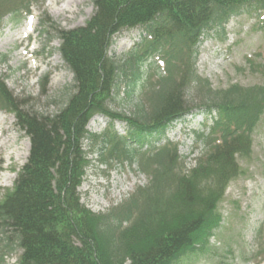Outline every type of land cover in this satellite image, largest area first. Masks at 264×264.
<instances>
[{"label":"trees","instance_id":"obj_1","mask_svg":"<svg viewBox=\"0 0 264 264\" xmlns=\"http://www.w3.org/2000/svg\"><path fill=\"white\" fill-rule=\"evenodd\" d=\"M33 1L43 0H0V23L29 14ZM91 2L93 13L81 26L41 21V33L49 42L59 40L56 50L72 74L55 113L27 107L0 77V109L12 112L29 138L26 161L0 199V264L16 249V264H174L188 251L202 252L221 221L218 203L241 173L236 157L250 153L251 134L264 114V84L214 89L195 68L202 38L244 8L264 18V0ZM136 27L145 31L141 45L120 60L110 57L114 35ZM156 55L163 69L152 71L149 60ZM47 83L44 76L43 94ZM121 84L126 98L140 91L129 115L109 107ZM196 112L210 124L196 133L204 150L191 167L185 168L174 143L139 145ZM96 114L110 120L109 129H87ZM116 120L125 123V135L112 129ZM86 139L98 143L101 161L137 162L149 177L104 213L80 202L89 165Z\"/></svg>","mask_w":264,"mask_h":264},{"label":"rangeland","instance_id":"obj_2","mask_svg":"<svg viewBox=\"0 0 264 264\" xmlns=\"http://www.w3.org/2000/svg\"><path fill=\"white\" fill-rule=\"evenodd\" d=\"M30 14L4 18L0 23V77L6 87L27 107L45 114L55 113L65 103L72 84V74L63 64L56 48L59 40L51 42L41 33V21L50 19L62 28L81 26L93 13L91 0H43L32 2ZM33 16L29 31L28 21ZM262 13L241 9L230 17L222 29H214L201 39L196 58V72L209 80L214 89L231 84L252 86L264 84V18ZM26 32L24 37L23 32ZM28 33V34H27ZM145 31L141 28L125 29L114 35L108 55L115 60L124 58L129 51L141 45ZM146 35V34H145ZM5 56L4 62L1 57ZM156 55L149 60L152 71L163 64ZM162 58V57H161ZM145 71V65L141 66ZM48 77L43 90L41 81ZM127 87L120 85L119 93L109 107L129 115L133 104L141 96L126 98ZM191 94V93H189ZM1 106V103H0ZM99 119H98V118ZM95 116L88 130L101 133L109 119ZM101 121V122H100ZM119 134L127 130L125 123L114 121ZM210 120L196 112L172 122L157 138L150 136L142 142L161 145L171 142L185 157L184 166L191 167L203 153L196 133L207 132ZM12 138V147L0 148V199L6 189L12 188L17 174L29 152V138L8 110L0 109V141ZM154 138V139H153ZM147 142V143H145ZM98 143L86 139L83 149L89 165L78 188L80 202L93 213H104L123 202L137 187L145 186L149 177L137 162L111 158L100 160ZM9 150V151H8ZM8 152L10 154L8 155ZM104 152V150H100ZM241 173L228 183L217 210L221 221L208 244L201 252L188 251L174 264H263L264 254V114L251 134L250 153L237 156ZM21 250L5 256L4 264H16Z\"/></svg>","mask_w":264,"mask_h":264},{"label":"bare ground","instance_id":"obj_3","mask_svg":"<svg viewBox=\"0 0 264 264\" xmlns=\"http://www.w3.org/2000/svg\"><path fill=\"white\" fill-rule=\"evenodd\" d=\"M34 22V18H33V16H30V19H29V21H28V28H29V31H32V28H31V24ZM23 34H24V37L26 36V32L24 31L23 32ZM28 34V33H27ZM11 144H13V142H12V138H9V139H7V140H5V138L2 140V141H0V148L1 147H7V146H10V147H12V145ZM9 151V150H8ZM10 154V152H8V155ZM0 179H1V177H0Z\"/></svg>","mask_w":264,"mask_h":264}]
</instances>
